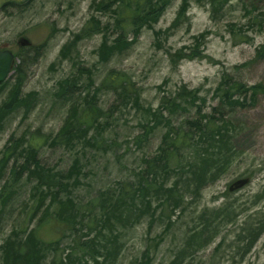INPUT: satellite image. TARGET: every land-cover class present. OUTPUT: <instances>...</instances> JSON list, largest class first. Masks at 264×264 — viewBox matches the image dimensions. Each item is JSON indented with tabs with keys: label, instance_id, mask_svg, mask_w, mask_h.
<instances>
[{
	"label": "rangeland",
	"instance_id": "rangeland-1",
	"mask_svg": "<svg viewBox=\"0 0 264 264\" xmlns=\"http://www.w3.org/2000/svg\"><path fill=\"white\" fill-rule=\"evenodd\" d=\"M101 1L0 0V46L9 44L16 51L19 36L30 39L32 51L24 49L23 56H28L21 65L26 75L23 94L36 93L29 112L19 108L3 117L0 153L6 145L30 138L40 144L44 142L39 151L44 168L62 172L69 181L65 171L75 164L80 166L78 179L70 181L78 197L95 196L99 191L116 189L123 181H134L141 158L157 149L163 130L158 127L142 148L136 149L132 139L140 133L144 122L142 110L155 109L161 96L183 88L199 90L200 97L205 98L207 113L210 112L207 108L215 104L214 90L222 74L228 73L247 85L264 84V62L254 59L256 49L264 45V29L258 30L248 22L249 13H264V0H188L186 11L179 16L183 0H173L152 28L143 29L132 45L106 62L100 60L98 49L102 43L116 39L118 32L114 14L92 10V4ZM92 15L98 21L95 25L98 32L79 37L70 45ZM180 52L199 56L178 61L174 55ZM111 70L130 78L134 89L140 92V107L132 103L120 107L115 95L102 91L97 102L93 100L95 87ZM69 75L79 76L86 85L81 86L83 94H73L63 102L56 99L54 92L57 83ZM13 78L14 72L0 92V104L7 99ZM87 93L100 110L99 115L105 117L98 120L101 131L89 132L85 139L75 141V146H52V135L61 127L69 104L81 103L84 99L81 97H87ZM195 111L193 108L172 116L171 122L175 120L177 125L180 119L191 118ZM227 115L231 128L238 129L233 133L237 134L236 160L229 171L218 181L205 185L198 197L185 198L179 205L170 203V213L158 207L148 213L144 211L146 215L138 220L136 237L128 242L127 255H140L144 250L138 248L139 244L145 241L149 253L157 247L155 253H150V264H172L171 251L175 253L176 247L188 245L187 235L202 227L206 230L199 240L201 249L194 253L196 260L204 264H264V95H258L247 109ZM240 179L248 182L229 192V186ZM31 187V184L22 186L26 192L19 203L25 209L15 206L13 216L11 208L6 209L3 220L9 223L18 217L26 218ZM256 224L262 227V233L247 248V239L256 230ZM185 257L181 264L189 261L190 256Z\"/></svg>",
	"mask_w": 264,
	"mask_h": 264
},
{
	"label": "trees",
	"instance_id": "trees-1",
	"mask_svg": "<svg viewBox=\"0 0 264 264\" xmlns=\"http://www.w3.org/2000/svg\"><path fill=\"white\" fill-rule=\"evenodd\" d=\"M170 1L173 0H102L100 3L92 4V10L99 14H114V27L118 32L116 39L108 44L106 42L102 43L101 47L98 49V53H100L101 57L100 60L106 62L114 54L119 55L123 50L132 45V42L137 40L138 35L143 29H150L159 21V18L166 10V4H169ZM251 1L253 2L256 0ZM183 2L184 4L180 13H183L184 10L186 11L185 8L186 5H188V0H183ZM117 4L119 7L118 10L115 11L113 5ZM248 18L249 25L258 30L264 29V13H249ZM97 24L98 21L95 16L92 15L88 23L82 27L80 35L74 36L69 44L72 45L75 43L79 37H89L97 33L98 31L95 27ZM127 36H131L132 39L127 41ZM25 49L32 50V46ZM23 51L24 49L16 53L17 61L13 69L14 78L12 82H10L7 99L0 104L1 122L4 121V116H9L10 113L19 108H23L25 112H29L32 107L31 104L35 99V92H30L26 95L23 94V87L26 79V75L21 67L26 59V57L24 59ZM197 56H199V54H197ZM197 56L193 55L189 60H194L198 58ZM254 59L264 62V45L256 49ZM107 75L104 79L107 80L109 84L108 88L113 90L119 89L118 92H112L116 96L117 104L120 107L126 106L128 103L140 107L139 103L137 105L139 94L134 89L135 86L129 81L125 73L111 70L109 76ZM8 84V81H5L0 86V92ZM74 86L73 83L59 81L54 96L56 99L63 100V102L68 101L73 95L71 89H74ZM183 91L184 89L179 90L177 96L173 98L166 99V97H162L165 98V100H162L157 112H160V116L163 112H167L169 116L168 120L171 122L172 116L176 117L181 114L180 108L186 109L184 106V101H186V106L188 107L186 111L193 106L197 111L196 116L189 119L185 118L184 120L178 118L181 121L176 122L177 125H174L175 120L171 123L167 122L168 125H166L165 133L161 136V145L157 154L152 156L149 160H142L143 164L141 167H143L144 173H137L135 176L136 181H126L118 185L120 189L124 190L126 189L124 186H127V188H139L143 193L149 192L151 194L160 193L165 195L164 199L169 200L166 204V209H164L166 213L172 212L170 203L174 204L175 202L179 205L185 198L192 199L198 197L205 185L218 181L231 168L234 160H236L237 154V149L235 148V135L237 134L233 135V133H237L234 131L238 129L231 128V121L227 114L233 111L247 109L252 105L258 95H264V84L247 85L232 75L224 73L214 90L213 100L215 104L207 108L210 110V112L207 113L204 111L206 109L204 105L205 98L200 97L199 90H192L190 92ZM94 93L97 95L96 89ZM96 95H94L93 100ZM82 98L84 99L82 100ZM81 100V103L77 105H74V103L69 104L68 114L66 119L64 118L63 125L59 130L60 133L58 136H60L54 137L52 140L53 143H59L57 145L68 148L71 147L75 141L78 142L88 131L90 132L95 123L99 124L102 129V125L98 120L105 118L104 115H99L100 110L95 106L94 102L89 100V96L81 97ZM168 101H170V103L167 104ZM147 114L148 116H146L145 119L150 118L149 113ZM162 128L163 126L161 129ZM29 143L31 146L27 149V152L25 151L26 154L30 155L36 150L39 152L41 144L38 143L37 139H31ZM5 165L7 164H2L1 167ZM11 169L13 170L14 179L16 180L19 174L18 170L14 166H11ZM40 170L42 172L44 171V173L48 172L45 171L43 167ZM80 171V166L75 164L71 166L67 174H69L71 179L76 181ZM42 172L37 169L35 170V168L33 169L30 165L27 166V164H25L22 171V173H27L26 175L38 178L41 181L40 184H43V187H41L40 190L44 189L51 192L56 182ZM138 181L139 183L137 184ZM166 183L169 184L165 186ZM1 188V190L4 191L0 193V199L3 193L7 195L9 193L5 191L7 190L6 186H2ZM130 200L133 202L134 199ZM103 202L102 199L101 202L100 200L97 202L99 207H101ZM66 205H68L70 210L65 214L74 213L76 216L77 209L72 206L70 202L58 204L57 207H55L56 205L48 206V209L46 208V211H43V214L41 213L42 215L39 212L41 206V203H39L36 210L28 214V219L31 221L39 217L37 222L39 227H45L46 230L52 231L53 228L59 230L60 223L58 218L53 215V211L59 209L61 206L65 208ZM103 205L110 207V205H106L105 203ZM50 207L53 208L52 211H50ZM148 210L149 208L145 209L147 213L149 212ZM3 213H0V215L3 216ZM72 219L71 217V220ZM74 220L75 218L71 222V225ZM89 223L90 220L87 221L86 225ZM92 226L93 224L88 225L87 229H92ZM205 230L206 228L201 227L198 231H194L192 236L195 242L200 240ZM29 238L30 243L27 242L29 246L39 245L37 243L43 244L36 238ZM200 241L198 243H200ZM23 242L24 240L21 241V243ZM47 246L49 247L47 250L50 252L56 249L54 247V242L48 243ZM75 251L77 252V250ZM18 255L9 256L10 264L13 263V259L16 260L14 264L37 263V261L33 262V257L35 256L31 258L28 254H25V257H19ZM58 257L60 258L61 256L59 255Z\"/></svg>",
	"mask_w": 264,
	"mask_h": 264
},
{
	"label": "bare ground",
	"instance_id": "bare-ground-1",
	"mask_svg": "<svg viewBox=\"0 0 264 264\" xmlns=\"http://www.w3.org/2000/svg\"><path fill=\"white\" fill-rule=\"evenodd\" d=\"M171 3L172 1H170L169 4H166L165 9H167ZM183 4L184 2L182 1L180 3V8L177 12L180 15L182 14V12L180 13V10ZM118 7H119L118 4L113 5V9L115 11L118 10ZM185 9H187V5ZM179 14H177V16H179ZM175 24L176 23L172 25L171 27L172 29L175 27ZM20 50L11 51L14 55L15 61H17L16 53ZM188 54L189 53L185 54L180 52L179 55H174V57L178 61H182L185 59H189L191 57V55ZM27 56L28 55H25L26 58ZM36 56L37 55L31 57H36ZM107 76H109V73ZM222 77L223 74L220 76L219 79L221 80ZM128 79L131 82L130 78ZM61 81H67L75 85L74 89H71L74 95L76 94L80 95L84 92L83 89L81 90V86H85L86 83H81L80 77L77 75H69L64 79H62ZM87 85L92 86L93 83H89ZM108 86L109 84L107 80L102 79L99 82V84L95 87L97 92V95L95 94L96 102H97L98 93H100L101 91L106 94H113L112 91L115 92L119 91V89L113 90L111 88H108ZM190 91L192 90L188 91L185 89L183 92H190ZM138 94H139V98H137L138 99L137 105L138 103L140 105L141 103L140 92ZM177 94L178 92L171 93L169 95H163L159 98L155 109L146 107L142 110L144 119L146 118V116H148L147 113H149L150 118L144 120V122L140 125L141 127L140 133L136 134L132 139V143L136 147V149L142 148V146H146L147 143L150 142V138L153 134L152 132H155L158 127L163 126L162 128L163 134L165 133L164 131L166 130L167 127L166 125H168L167 122H170L168 120L169 116L167 115V112H163L162 115L160 116V112L157 111L159 109L162 100L163 99L165 100V98L162 97H166V99H168L177 96ZM87 96H89L90 98L89 93H87ZM168 103H170V101H168L167 104ZM186 105L187 103L186 101H184V106L186 109H188ZM180 109H181L180 110L181 113L186 111V109L184 108L183 109L180 108ZM191 109H193V106H191ZM195 116H196V111L191 118ZM3 127H4L3 124H1L0 132L3 130ZM61 127L59 128V130L61 129ZM59 130L52 136L57 137L58 134L60 133ZM99 131H101V128L97 123H95L93 129L90 130V132H99ZM86 135H83L82 138L85 139ZM54 137L52 139H54ZM31 139H35V138H30L27 141L19 144L18 143L8 144L4 147L3 151L0 153V187L6 186L7 190L5 191L9 192L8 195L4 193L1 195L0 213H3L6 211V209L11 208L10 209L11 216H13L14 215L13 213H15L14 210L15 206L22 209L23 211L25 207L20 206L19 201L22 199V194H25L26 190L25 188H22V186L31 184L32 187L30 190V200H29L31 201V203L29 204L27 210L28 214L36 210V207L39 205V203H41L39 212L40 214L41 213L43 214V211H46V208L48 209V206L56 205L55 207H57L58 204L68 203V202H70L72 206H74L77 209V214L76 216L74 213H68L66 215L65 213L69 212L70 210L68 208V205H66L65 208H62L61 206L59 209H55L53 211V215H55L58 218L60 224H59V230H56L57 228H53V231L46 230L45 227L44 228L39 227V225H37L38 222L37 218L29 221L28 215L24 219H20L18 217L9 223L8 221L6 222L5 220H3L2 215H0L1 216L0 223L5 221L4 223H2L4 224V226L3 227L1 226L2 228L0 227V264H10L9 256L10 255L17 256L18 254L19 257L20 256L25 257L26 256L25 254L30 255L31 258L35 256L33 257L34 260L33 262L37 261L36 264H150V260H151L150 253L151 254L155 253L157 251V247H155L153 251L149 253V250L145 247L146 244L145 241H141L138 248L144 251L140 253V255H138L137 257H134L132 255L126 254L127 246H128V242H130L132 239L136 237V233H137L136 227L139 226L138 220H142L146 215L144 212L145 209L149 208V210H151L153 207L154 209H157L158 207L160 208L159 210L161 211L166 209L167 207L166 204L168 203L169 200L164 199L165 195L160 193H155V194H151L149 192L143 193L142 191L139 190V188H127V186H124L126 188L124 190V189H120V187L117 186V188L114 190H110L106 192L99 191L95 194V196L93 195L90 196L88 194L87 197H85V195H83V197H78L75 186L72 185L71 182L66 181L64 179V174L62 172H59V170H57L59 172L57 173L52 169H50L49 167H45V168L43 167L41 160L39 158L38 150L34 151V153H31L30 155L26 154L27 149L30 148L31 146L29 143ZM43 143L44 142L41 143V147ZM57 144L59 143L55 144L52 142V145L54 147H61ZM75 145L76 144H73V146ZM160 145H161V141L157 149L151 155L143 156L141 158L140 164L141 165L143 164L142 160H149L152 156L156 155ZM61 148H67V147H61ZM2 164H7V165L1 167ZM25 164H27V166L30 165V167H33V169L35 168V170L37 169L40 172H42L40 170L42 169V167L44 168L45 171H48L46 173H44L43 171L42 173H44L45 175L47 174L50 179H53V181L56 182L55 183L56 185L53 186L51 192L44 189L40 190V188L43 187V184L42 185L40 184L41 181L38 178L30 177L26 175L27 173L26 174L22 173ZM11 166L16 167L18 170L19 174L16 180L14 179L13 170L11 169ZM140 169L138 170V173L139 172L144 173L143 167H140ZM65 172H69V171H65ZM80 173L81 171L78 173V175ZM134 176L135 175L133 173V178ZM24 180L27 183H23ZM69 180L71 181L72 179L70 178ZM134 181H136V179H134ZM20 182L22 183L21 186L19 185ZM145 182L147 183L146 180ZM138 183L139 181L137 182V184ZM168 184L169 183H166L165 186H167ZM211 184L212 183H209V185ZM242 187H244V185ZM1 189L2 188H0V193L4 191ZM20 190H22L23 193L22 192L19 193ZM233 191L234 190L229 192H233ZM101 199L104 202L101 204V207H99L97 202L99 200L101 202ZM130 199H134L133 202ZM184 200L185 199H183V202ZM23 202H27V200ZM104 203L106 205H110V207L104 206L103 205ZM52 210L53 208L50 207V211ZM180 216L181 214L178 216V219L180 218ZM71 217L73 219L75 218L72 225L71 222L73 221V219L71 220ZM89 220L90 223L86 225L87 221ZM167 222L170 223L171 219L167 220ZM91 224H93L92 229L88 230L87 226ZM255 229L256 230L253 231V233H251L247 239L248 240L247 248L254 245L259 239L260 234L262 233V227H260L259 224L255 225ZM192 234H194V232H191V234L187 235V237L185 238L189 243L188 245L176 247L174 250H176L177 252L175 253L171 251V254L172 253L174 254L172 258V264H181V262L186 258L185 256L187 255L190 256V259L187 262V264L203 263L200 260H196L197 258L194 257V253L199 251L201 248H200V243L194 241ZM29 237H31L32 239L36 238L39 242H42L44 245L37 243L39 245L29 246V244H27V242H29L30 239ZM22 240H24L23 242L24 244L21 243ZM50 242H54L55 245L54 247L56 248L55 251L53 250L50 252L47 250V248H49L47 244ZM75 250H77V252ZM59 255L61 256L60 258L58 257ZM13 260L16 262L15 259ZM14 261L11 264H14Z\"/></svg>",
	"mask_w": 264,
	"mask_h": 264
},
{
	"label": "water",
	"instance_id": "water-1",
	"mask_svg": "<svg viewBox=\"0 0 264 264\" xmlns=\"http://www.w3.org/2000/svg\"><path fill=\"white\" fill-rule=\"evenodd\" d=\"M16 45L18 48L22 47H29L31 45V41L26 36H20L16 40ZM2 50H0V85L7 79L9 74L12 71L15 58L13 53L10 51V47L7 44H3L0 47ZM247 183V180H237L234 182L230 187L228 188L229 191L239 189L243 185Z\"/></svg>",
	"mask_w": 264,
	"mask_h": 264
}]
</instances>
